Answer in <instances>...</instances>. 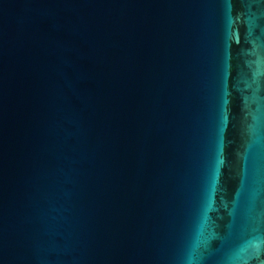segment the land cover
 Masks as SVG:
<instances>
[{
  "label": "water",
  "instance_id": "95a60500",
  "mask_svg": "<svg viewBox=\"0 0 264 264\" xmlns=\"http://www.w3.org/2000/svg\"><path fill=\"white\" fill-rule=\"evenodd\" d=\"M0 264H264V0H0Z\"/></svg>",
  "mask_w": 264,
  "mask_h": 264
}]
</instances>
